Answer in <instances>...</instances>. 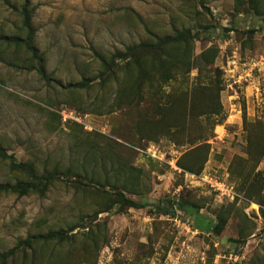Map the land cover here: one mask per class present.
<instances>
[{
    "label": "rangeland",
    "instance_id": "1",
    "mask_svg": "<svg viewBox=\"0 0 264 264\" xmlns=\"http://www.w3.org/2000/svg\"><path fill=\"white\" fill-rule=\"evenodd\" d=\"M29 2L50 82L30 53L1 40L26 32L23 1L0 0V145L38 175L58 172L68 182L44 194H0V253L29 236L74 231L6 264H264V0ZM183 31L194 38L174 54L187 52L191 73L137 81L131 104L136 77L126 70L137 69L121 63L101 85L100 58ZM89 79L90 90L64 89ZM202 94L218 96L217 114L180 115L187 130L172 137L138 130L140 120H160L165 104ZM189 137L209 146L199 174L179 165L195 148L183 143ZM204 174L227 182L235 200L217 199ZM24 181L0 159V183ZM116 191L145 207H111Z\"/></svg>",
    "mask_w": 264,
    "mask_h": 264
},
{
    "label": "trees",
    "instance_id": "2",
    "mask_svg": "<svg viewBox=\"0 0 264 264\" xmlns=\"http://www.w3.org/2000/svg\"><path fill=\"white\" fill-rule=\"evenodd\" d=\"M22 1L23 6L21 8L20 15L23 19V30L26 32V37H1V40L9 46L23 48L28 53H30L33 56V59L37 60L39 64L38 72L42 79L50 82V79L47 77L43 68V62L42 58L39 56V50L34 45L36 32L33 27V9L31 8L29 0ZM193 38L194 37L190 31H183L181 33H177L174 36H167L165 38L153 36L152 42L141 43L139 46L128 47L125 52L115 53L110 61L100 58L102 67L104 69L102 75H100V83L101 85H104L108 81L106 77L117 74L119 71L117 69H119L121 63H126L125 66L127 68L137 69L126 70L131 77H136L135 86H131V88L127 90L131 97V101H129V103H135L138 99V88L136 87L137 81L149 80L152 82L153 80H157V82H159L161 80L164 84H166L175 79L178 74L176 73L177 71H185L186 74H189L193 71L192 69L194 68V64L191 62L187 52L179 55L174 54V48L190 44ZM95 81L96 79L84 80L77 84L67 85L64 89L73 91L90 90L94 87ZM59 85L62 86L61 84ZM214 85H216V82L211 81L208 86L203 87V90L212 89ZM216 98L219 105L220 100L218 96H207V94L194 96L192 97L191 101L185 100L177 103L169 102V104H165L162 108H160L161 110H159V114L163 116L160 118V120L149 122L146 120H140L137 124L138 130L140 132H144L146 128H149L147 131H152L151 133L157 135L158 133H161L163 136L172 137V135L176 132H184L187 130V124L181 122L182 118L180 115L186 116L188 111L193 112L195 110L201 111V116L210 113L217 114L218 110L214 108ZM184 116L183 119L186 121L187 119ZM191 125H195L193 120ZM149 139L155 141L159 138L150 137ZM183 143L190 145L191 148H195L182 158L179 164L180 168L190 174L201 173L205 163L208 160L209 146L197 145L196 139L191 137L187 138V140ZM199 154L203 155V160L198 161L196 159L197 155ZM191 158H195L197 162H190ZM0 159L9 161L10 168L13 171L24 174L27 177V181L18 182L16 184L0 183V194L9 193L18 195L19 197H24L30 193L44 194L54 183L68 182L63 178L64 176L58 172H49L43 175H38L33 165L17 162L15 158L9 155L8 151L1 145ZM195 163L199 166L195 167ZM73 183L86 186L80 181H75ZM111 207H118L120 210H140L145 207V204L137 203L126 197L123 193L116 191ZM223 230V224L217 225L215 227V232L217 235H220ZM73 231V229H70L68 231L51 232L46 235L29 236L25 240L19 241L16 246L8 252L0 253V263L6 264L19 255H25L27 252L33 251L35 246L53 243H65L71 239L70 234Z\"/></svg>",
    "mask_w": 264,
    "mask_h": 264
},
{
    "label": "built area",
    "instance_id": "3",
    "mask_svg": "<svg viewBox=\"0 0 264 264\" xmlns=\"http://www.w3.org/2000/svg\"><path fill=\"white\" fill-rule=\"evenodd\" d=\"M63 117L66 120L68 117L67 111L63 112ZM77 122L81 123L84 126H87L85 122L81 118L76 119ZM87 128V127H86ZM149 155L152 157H155L154 154L150 153L149 150ZM186 176H189L186 174ZM200 181L211 191L215 194L217 199L221 201H228V202H233L235 200V192L232 187L228 185L227 182H223L220 179H217L215 177H212L208 174H204L203 176L200 177Z\"/></svg>",
    "mask_w": 264,
    "mask_h": 264
}]
</instances>
